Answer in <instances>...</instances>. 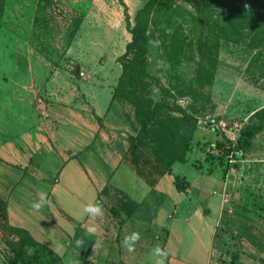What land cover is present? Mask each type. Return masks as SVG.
I'll use <instances>...</instances> for the list:
<instances>
[{"label": "crops", "instance_id": "1", "mask_svg": "<svg viewBox=\"0 0 264 264\" xmlns=\"http://www.w3.org/2000/svg\"><path fill=\"white\" fill-rule=\"evenodd\" d=\"M24 69L12 83L0 81V225L24 230L50 251L47 264L228 261L226 245L215 247L228 219L212 194L224 180L220 168L204 160L196 168L187 156L171 174L138 175L128 158L130 128L91 77L73 79L37 58ZM37 95L48 103L46 119L35 108ZM174 176L187 183L184 192ZM42 196L46 202L37 209ZM89 204H99L101 215L90 218ZM92 225L97 230L89 235ZM132 232L140 239L130 252L121 242ZM0 236L18 241L2 228ZM156 246L167 255H154ZM236 246L239 264H264V238L241 237ZM5 247L0 239V264H7Z\"/></svg>", "mask_w": 264, "mask_h": 264}, {"label": "rangeland", "instance_id": "2", "mask_svg": "<svg viewBox=\"0 0 264 264\" xmlns=\"http://www.w3.org/2000/svg\"><path fill=\"white\" fill-rule=\"evenodd\" d=\"M122 1L133 26L137 11L147 0ZM174 1L185 4L183 0ZM37 3L38 0H0V81L12 83L35 58L73 79L82 80L74 72L83 71L91 77L92 87L106 91L109 109L114 108L124 117L139 160L146 163L154 159V144H166L167 136L158 125L151 127L148 135L140 133L134 106L127 99L129 87L121 77V57L131 35L120 0H48L39 10ZM36 14L40 22L34 25ZM75 25L78 28L71 36ZM163 42L155 30L148 33L145 78L138 97L152 109L156 121L184 115L195 120L196 130L186 155L193 166L201 167L204 160L220 168L221 173L227 166L221 178L227 175L233 213L219 228L222 234L217 240L221 239L227 250L239 253L236 245L241 237L249 241L264 238V128L247 146L237 148L239 135L231 140L232 133L226 134L221 127L239 123L243 128L264 107V76L257 78L258 74L247 68L243 46L221 44L216 55L206 47V67L197 76L196 47L183 50L178 61ZM217 141L223 144L220 150L211 147ZM0 239L4 244L8 241L6 236Z\"/></svg>", "mask_w": 264, "mask_h": 264}, {"label": "trees", "instance_id": "3", "mask_svg": "<svg viewBox=\"0 0 264 264\" xmlns=\"http://www.w3.org/2000/svg\"><path fill=\"white\" fill-rule=\"evenodd\" d=\"M183 2L184 5L177 4L174 0H147L137 11L134 25L131 26L126 6L120 0L124 9L126 26L131 35V41L121 57V77L129 87L127 99L134 106V117L139 126V132L148 135L150 128L158 125L168 141L164 145L154 142L155 158L144 163L139 160L132 145L134 137L132 134L129 135L128 158L137 174L143 177L171 174L173 163H184L196 130L195 120L188 115L171 121L164 119L156 121L152 109L146 107L143 100L138 97L140 83L145 78L144 54L148 33L153 30L159 33L164 39L165 48L174 54V58L178 61L181 60L180 53L183 50L189 46H195L199 55L195 70L197 76L206 67L204 49L207 47L216 55L219 53L221 44L243 46L247 68L252 69V74L256 72L257 78L264 76V0H183ZM47 4L48 0H38V10ZM39 22L36 14L34 25ZM77 28V25L71 28V36ZM247 34L250 36L248 40L245 38ZM206 42L210 45L208 46ZM263 128L264 107L259 109L254 114L253 120L240 130L237 148L247 146L250 139ZM211 147L220 150L223 144L217 141ZM228 153L229 150H226V154ZM226 168L227 166L222 170L223 175L226 173ZM152 181L153 177L150 183ZM174 185L178 192H184L187 187V183L178 176H174ZM0 215L4 220L2 209H0ZM0 228L8 235L13 234L18 238L17 243L8 240L5 244L4 260L7 264H47L46 256H51V252L40 247L24 230L9 228L5 223L1 224ZM221 234L222 230L218 229L215 235V247H224L221 239L217 240ZM224 252L228 261L222 264H239L238 252L227 249Z\"/></svg>", "mask_w": 264, "mask_h": 264}, {"label": "built area", "instance_id": "4", "mask_svg": "<svg viewBox=\"0 0 264 264\" xmlns=\"http://www.w3.org/2000/svg\"><path fill=\"white\" fill-rule=\"evenodd\" d=\"M78 76L82 79L88 78V75L83 71L77 72ZM35 108L39 114V116L43 119L48 117V103L45 101L43 97L37 95L35 98ZM222 131L227 133H232L233 137H230L231 140H234L236 134L239 135L240 130L242 129V125L239 123H234L231 126L222 125ZM231 162V161H230ZM227 177V175H226ZM223 180V183L218 191H213L212 194L219 195L220 204H221V217H228L233 213V198L231 193L227 188V179ZM6 248V247H5ZM3 257H4V249H3Z\"/></svg>", "mask_w": 264, "mask_h": 264}, {"label": "clouds", "instance_id": "5", "mask_svg": "<svg viewBox=\"0 0 264 264\" xmlns=\"http://www.w3.org/2000/svg\"><path fill=\"white\" fill-rule=\"evenodd\" d=\"M43 196L40 198V201L37 202L34 207L39 209L41 204L45 203ZM84 211L89 215L90 218H95L101 215V207L99 204H89L84 208ZM95 225L89 226L86 229V233L89 235L95 234L96 232ZM140 239V234L138 232H132L129 235H126L122 240V246L125 247L128 251H132L135 243ZM77 247L83 244V240L77 239L75 241ZM153 254L158 257L166 256L167 253L163 252L159 246L153 248ZM156 264H163V260H157Z\"/></svg>", "mask_w": 264, "mask_h": 264}]
</instances>
